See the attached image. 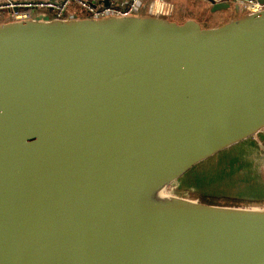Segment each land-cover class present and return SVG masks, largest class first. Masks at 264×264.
<instances>
[{
	"label": "water",
	"instance_id": "95a60500",
	"mask_svg": "<svg viewBox=\"0 0 264 264\" xmlns=\"http://www.w3.org/2000/svg\"><path fill=\"white\" fill-rule=\"evenodd\" d=\"M233 10L0 22V264H264V207L169 190L264 137V9Z\"/></svg>",
	"mask_w": 264,
	"mask_h": 264
},
{
	"label": "rangeland",
	"instance_id": "374dc122",
	"mask_svg": "<svg viewBox=\"0 0 264 264\" xmlns=\"http://www.w3.org/2000/svg\"><path fill=\"white\" fill-rule=\"evenodd\" d=\"M183 1L186 4V0ZM230 5L232 10L230 9L229 12L213 15L207 3L203 0H196L195 4L188 7L186 5L187 8L181 9L179 13L181 15L190 13L191 16L199 20L204 28H210L225 23L236 16L233 10L236 4ZM244 13L246 12L243 10L242 14ZM173 16L170 19L173 20ZM250 144L197 166L178 183L171 186L170 192L202 202H205L204 199L207 197L220 198L226 193L230 198L228 206H236L231 204L237 203L238 206L264 207V205H259L264 198L261 187L264 179V143L254 141V148ZM239 199L249 201L250 204H244ZM256 202L257 204H254ZM215 205H222V203Z\"/></svg>",
	"mask_w": 264,
	"mask_h": 264
},
{
	"label": "built area",
	"instance_id": "2783aa9c",
	"mask_svg": "<svg viewBox=\"0 0 264 264\" xmlns=\"http://www.w3.org/2000/svg\"><path fill=\"white\" fill-rule=\"evenodd\" d=\"M0 12L6 11L12 20L157 16L170 19L175 7L171 0H0ZM235 3L243 12L259 11L264 5L255 0H214ZM107 3V4H105ZM75 5L78 12H73ZM264 143V137L260 139ZM176 194V193H175Z\"/></svg>",
	"mask_w": 264,
	"mask_h": 264
},
{
	"label": "crops",
	"instance_id": "0c3cea01",
	"mask_svg": "<svg viewBox=\"0 0 264 264\" xmlns=\"http://www.w3.org/2000/svg\"><path fill=\"white\" fill-rule=\"evenodd\" d=\"M4 1L5 0H3L2 2H4ZM16 1H22V0H16ZM171 1H172V3L174 4V7H175V11H174V14H173L174 15L173 16L174 17L173 21H175L177 23H182V22H184L187 19H195L196 21L199 22V20H197L196 18H194L193 16H191L190 13L189 14H184V15H181L179 13V11L181 9H185L188 6H191V5H193V3L195 4L196 0H186L185 1L186 4H184V1L183 0H171ZM0 3H1V1H0ZM186 5H187V7H185ZM71 8H72V11L73 12H78L79 11V9H77V7L75 5H72ZM2 20L3 21H5V20H10L11 21L12 19H11L10 13L9 12H6V11L0 12V22H3Z\"/></svg>",
	"mask_w": 264,
	"mask_h": 264
},
{
	"label": "trees",
	"instance_id": "16d2710c",
	"mask_svg": "<svg viewBox=\"0 0 264 264\" xmlns=\"http://www.w3.org/2000/svg\"><path fill=\"white\" fill-rule=\"evenodd\" d=\"M250 145H251L252 148H254L253 143H251ZM263 150H264V148H263ZM261 187L263 188V192H264V179L262 180V185H261ZM253 191H254V189H253ZM234 195H235V194H234ZM229 199H230V198L226 195V193H224L220 198H215V197L209 198V197H207V198L204 199V201L207 202V203H212V204H219V203H222V205H227V203L230 201ZM239 200H240V202H243L244 204H245V203L250 204L249 201H245V200L243 201V200H241V199H239ZM254 204H257V202L254 203ZM231 205H236V206H238L239 204H237V203H232ZM246 205H247V204H246ZM259 205H264V198H263V201H262ZM251 206H254V205H251ZM255 206H256V205H255Z\"/></svg>",
	"mask_w": 264,
	"mask_h": 264
},
{
	"label": "flooded vegetation",
	"instance_id": "af4514ba",
	"mask_svg": "<svg viewBox=\"0 0 264 264\" xmlns=\"http://www.w3.org/2000/svg\"><path fill=\"white\" fill-rule=\"evenodd\" d=\"M216 14H220V13H216ZM215 15V14H214Z\"/></svg>",
	"mask_w": 264,
	"mask_h": 264
}]
</instances>
